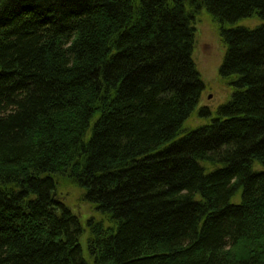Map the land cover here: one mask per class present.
I'll use <instances>...</instances> for the list:
<instances>
[{
    "label": "trees",
    "instance_id": "1",
    "mask_svg": "<svg viewBox=\"0 0 264 264\" xmlns=\"http://www.w3.org/2000/svg\"><path fill=\"white\" fill-rule=\"evenodd\" d=\"M0 264H264V0H0Z\"/></svg>",
    "mask_w": 264,
    "mask_h": 264
},
{
    "label": "rangeland",
    "instance_id": "2",
    "mask_svg": "<svg viewBox=\"0 0 264 264\" xmlns=\"http://www.w3.org/2000/svg\"><path fill=\"white\" fill-rule=\"evenodd\" d=\"M257 20L246 21L243 27L253 28L257 26ZM196 30L193 59L201 79L205 85L199 108H209L212 112L226 103L232 95V89L220 78L219 72L223 63L225 48L219 37L218 29L207 15L202 11L195 19ZM206 121L193 117L186 125L187 129L195 128ZM204 123V124H205ZM59 195L62 201L77 215L84 224L89 218L97 217L91 207L82 201V191L72 188L67 184H61ZM240 201V196L234 200ZM87 234L84 236L83 245Z\"/></svg>",
    "mask_w": 264,
    "mask_h": 264
},
{
    "label": "bare ground",
    "instance_id": "3",
    "mask_svg": "<svg viewBox=\"0 0 264 264\" xmlns=\"http://www.w3.org/2000/svg\"><path fill=\"white\" fill-rule=\"evenodd\" d=\"M244 23V22H243ZM242 23H240V26H241Z\"/></svg>",
    "mask_w": 264,
    "mask_h": 264
}]
</instances>
